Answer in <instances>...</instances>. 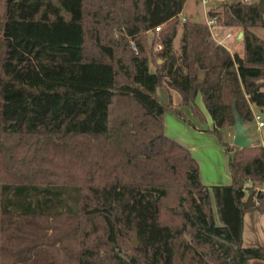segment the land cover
<instances>
[{
    "label": "trees",
    "instance_id": "obj_1",
    "mask_svg": "<svg viewBox=\"0 0 264 264\" xmlns=\"http://www.w3.org/2000/svg\"><path fill=\"white\" fill-rule=\"evenodd\" d=\"M185 2L1 1L0 264L264 260V245L242 246L244 213L264 211V145L222 134L232 104L244 122L252 106L264 109V39L252 30L264 9L256 0L208 8L240 28L239 54L182 19ZM163 79L202 119L200 95L229 183L204 184L189 149L165 134L166 110L191 122L157 96ZM248 194L254 206H243Z\"/></svg>",
    "mask_w": 264,
    "mask_h": 264
},
{
    "label": "rangeland",
    "instance_id": "obj_2",
    "mask_svg": "<svg viewBox=\"0 0 264 264\" xmlns=\"http://www.w3.org/2000/svg\"><path fill=\"white\" fill-rule=\"evenodd\" d=\"M1 1L0 0V10H1ZM232 1V0H229ZM245 2L252 1V0H243ZM258 3H260V0H256ZM222 2V0H186L182 11L180 12L181 18H186L187 20H190L194 18L196 15L199 17V21L203 24H205L208 27V30L210 32V37L217 43L222 44L223 46L230 48L231 52H234L235 49H238V46H235V44H232V42L235 43V36L236 33L240 30L237 26H224L221 25L219 22L215 21L211 23L209 26L206 23V17L209 18L211 16L208 15L207 11L208 8L219 10L220 7H218V4ZM264 3V0H263ZM252 30L261 38L264 39V26L263 27H253ZM181 32V26L179 25L177 27V34L173 40V46L175 50H178V38ZM149 39L152 37V33H148ZM150 68L154 69V64H150ZM157 96L163 101H171L172 105L180 107L185 114V116L190 120H193L199 125L202 129L208 130V128L212 127V120L207 112V110L204 108V105L202 103V100L200 99V96L197 95L195 97V102L199 106L200 110L203 113V118L200 119L197 116L193 115L190 107L185 105H181V100L178 98L179 94L178 92L171 88L168 85V82L166 79H163L161 84L156 89ZM185 107V109H183ZM252 109L254 112L259 114L260 119L264 122V109L257 111L255 107L252 106ZM164 116V123L169 133H175L177 131V122H180L181 124H187L191 127H193V123L191 120L189 123L188 121L182 119L178 115H176L171 110H166L163 114ZM245 124L249 127L248 135L250 138H253V143H264V124L262 126H257L255 119L251 120L249 122H245ZM210 132V131H209ZM223 138L232 144V136H233V126L227 125L222 130ZM174 135V134H173ZM221 145V144H220ZM222 146V145H221ZM208 150L210 152L208 153L205 149H203L201 156V168L202 171L208 172V170H212V173L215 172V164H210V159H213L214 162L219 164V168L224 170L223 167V161L221 159H224V156L228 157V153L225 151V149L222 147H219V153L216 154V150H211V146H208ZM199 165V164H198ZM212 165V166H211ZM223 172V171H222ZM247 196V195H246ZM245 196V198H246ZM215 210V209H214ZM133 235V234H132ZM132 235L129 239V242L132 239ZM138 240V239H137ZM253 245H264V211H258L257 209H249L247 210L243 215V228H242V246H253ZM250 264H264V260L262 259H252L250 260Z\"/></svg>",
    "mask_w": 264,
    "mask_h": 264
},
{
    "label": "crops",
    "instance_id": "obj_3",
    "mask_svg": "<svg viewBox=\"0 0 264 264\" xmlns=\"http://www.w3.org/2000/svg\"><path fill=\"white\" fill-rule=\"evenodd\" d=\"M237 33H236V36H237ZM236 36H235V38H236L235 43L232 42V44H235V46L239 47L238 49H235L234 51L241 54L243 52L242 40L238 39ZM229 50H230V48H229ZM179 99H180V95L178 98V103H179ZM200 99H201V97H200ZM185 107L183 109H185ZM191 121L194 122L192 124L193 127H191L187 124L183 125L180 122H177V131L175 133H169L166 126H165L164 117H163L164 132L166 135H168L171 138L176 139L177 141H179L180 143H182L183 145H185L189 149L191 155L197 160V162L199 164L200 178L204 184L212 185V184L229 183L231 180V175H230V172L228 169V157H226V156H224L223 160L221 159V161H223L224 170L219 168L220 163L217 164L216 162H214L213 159H210V161H209L210 164H212V163L215 164V172L212 173L211 169L208 170V172L202 171L201 159H200L201 155L200 154H202V152H204L205 150L209 153L210 150H208V149H210V148H208V146H211V150H216L215 152L218 155V153H219L218 151L220 149L219 147H222V146L220 145V142L218 141L217 137L211 131L209 132V130L202 129L199 125H197V123L195 121H193V120H191ZM209 128H211V126ZM251 139L254 140L253 138H251ZM203 149H205V150L203 151ZM249 264H250V261H249Z\"/></svg>",
    "mask_w": 264,
    "mask_h": 264
},
{
    "label": "water",
    "instance_id": "obj_4",
    "mask_svg": "<svg viewBox=\"0 0 264 264\" xmlns=\"http://www.w3.org/2000/svg\"><path fill=\"white\" fill-rule=\"evenodd\" d=\"M259 9H264V3L263 0H260L259 3ZM194 20L198 21L199 17L196 15L194 17ZM242 36V31L239 30L237 33V38L240 39ZM203 76V72L199 71V77ZM232 116H233V136H232V144L238 146V147H247L253 143V140L249 137V127L245 124L243 116H241L234 104H232ZM243 206L245 207H251L255 205V201L253 199L252 194H248L246 198L242 202ZM131 243L133 245L138 244L137 240V233L136 231L133 232Z\"/></svg>",
    "mask_w": 264,
    "mask_h": 264
},
{
    "label": "built area",
    "instance_id": "obj_5",
    "mask_svg": "<svg viewBox=\"0 0 264 264\" xmlns=\"http://www.w3.org/2000/svg\"><path fill=\"white\" fill-rule=\"evenodd\" d=\"M182 19H184V17ZM206 19H207L206 23L208 26L215 21V19H213V17H209V18L206 17ZM155 28L158 29V26H156ZM253 114H254V119H255L257 126H262L264 124V122L260 119L259 114L256 112H254ZM263 145H264V143H263Z\"/></svg>",
    "mask_w": 264,
    "mask_h": 264
}]
</instances>
